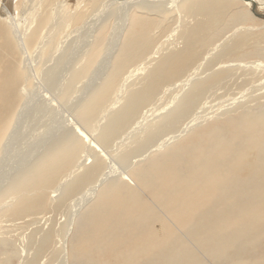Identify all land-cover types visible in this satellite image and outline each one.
<instances>
[{"label":"bare ground","instance_id":"1","mask_svg":"<svg viewBox=\"0 0 264 264\" xmlns=\"http://www.w3.org/2000/svg\"><path fill=\"white\" fill-rule=\"evenodd\" d=\"M72 27L84 42L46 81ZM261 71L264 0H0V168L33 135L2 179L0 202L13 200L0 213V263L10 251L22 264H264ZM182 78L181 96L161 105ZM53 96L65 121L49 111ZM159 105L156 130L118 158L126 131ZM197 110L207 124L192 131Z\"/></svg>","mask_w":264,"mask_h":264},{"label":"rangeland","instance_id":"2","mask_svg":"<svg viewBox=\"0 0 264 264\" xmlns=\"http://www.w3.org/2000/svg\"><path fill=\"white\" fill-rule=\"evenodd\" d=\"M74 6V5H73ZM74 8V7H73ZM77 28V27H76ZM76 28H74V27H72V30L73 31H71V34H68L69 36H68V41L66 40L62 45H61V47L60 48H58L59 50L58 51H56L55 53H56V57H54V59H53V57L52 56H50V58H49V63H50V65H46V66H44L43 67V69H42V72H44V74H45V79H46V81H47V73L49 74V76H50V73H55V76L53 77V82L55 83V80H56V78L59 80L60 78H58L59 77V75L58 74H56V72H55V70L58 72L59 71V69L60 68H56V66L59 64L60 65V63L66 58V57H68V56H66L70 51H72V49L76 46V44L77 43H81V41H82V37H83V32L82 31H79V32H77V30H76ZM82 32V33H81ZM90 39V41L92 40V38L90 37L89 38ZM82 42H84V41H82ZM69 49V50H68ZM62 54V55H61ZM64 55V56H63ZM59 57V58H58ZM63 59V60H62ZM45 71H47V72H45ZM262 72V73H261ZM261 72H259L258 73V75H257V77H259L260 79H262V80H264V72L263 71H261ZM200 76H196V78H199ZM181 80V82L182 83H184V85H182V86H180L179 88H178V90H176L175 88H173V87H171L170 89H168V88H166V90L165 91H163V93H162V99L159 101L160 103H161V105H163V104H165V103H169V106H170V104L173 102V99L175 98V96H181V94H182V87L183 86H185L186 85V80H185V78H182V79H180ZM56 84V83H55ZM170 85V84H169ZM45 90V89H44ZM44 90L42 91V92H40V93H38V95H41L39 98H41L42 100L45 98V97H43V95H42V93H46V91L44 92ZM34 91V90H33ZM170 91H172V92H170ZM257 91H255V93L253 92L252 94H248L249 96H250V98L249 99H251V98H254V97H258L259 96V94L258 93H256ZM181 98V97H180ZM176 101V100H175ZM48 102H50V110L49 111H51V113H52V115H55V119L56 120H59V119H61V121H65V119H64V117H65V114L67 113V111H64L63 110V106L60 104V102L57 100V99H55V97L53 96L52 98H51V100H49ZM249 102V101H248ZM163 103V104H162ZM217 103V102H216ZM216 103H214V104H216ZM214 104H212V106H214ZM55 105V106H54ZM161 105H159V106H152L148 111H143L140 115H139V117H141V119L142 118H144V121H143V123L141 124V121H140V128L139 129H137L136 131H138L139 132V134H138V132H135L134 134H129L128 136H126V133L127 132H129L128 130L126 131V133L123 135V138H121V139H123V140H121V141H119V142H121V144L122 143H125V145H128L125 149L123 148V147H125V145H123L122 147H120V148H122V149H120V150H118V154H117V157L118 158H120V156L122 155V153H124V151H128V149H130L131 151L132 150H134L137 146L136 145H138L140 142H143L144 140H145V138H146V136H147V134H148V132H153V131H155L156 130V126H154V123L156 122H158V121H160L162 118H158L157 116H159L162 112H161ZM54 106V107H53ZM208 106V105H207ZM249 106V105H248ZM251 106V105H250ZM53 107V108H52ZM168 107V105H166V106H163V108L162 109H164V111L166 110V108ZM57 108V109H56ZM226 106H224L223 107V105H221V108H219V110L220 111H224V113L223 114H221L220 116H218V120H224V119H226V114H225V111H226ZM254 108H256V106L254 107ZM53 110H55V111H53ZM212 110L216 113V114H218L219 112V110H218V108L217 107H215V108H213V109H209L208 110V112L209 113H211L212 112ZM259 110V109H258ZM55 112V113H54ZM65 112V113H64ZM157 112V113H156ZM243 112H244V110H243ZM164 113V112H163ZM201 114H203V112L201 111V110H197L195 113H193L191 116H189V117H191L192 119H191V121H193L194 119H197L196 120V124H198L197 126L198 127H194V128H192L191 130L193 131L194 129L195 130H197V129H199V128H202V127H204L207 123H205V121L202 119V117H201ZM225 114V115H224ZM51 115V114H50ZM58 117V118H57ZM200 118V119H199ZM211 117H209L208 119H210ZM140 119V120H141ZM55 120V121H56ZM201 120V121H200ZM198 121V122H197ZM204 121V122H203ZM210 121V120H209ZM32 122H35V121H30V120H28V121H26L24 124H26V125H24V127L23 128H25L26 129V127H31V125H28V124H30V123H32ZM147 122V123H146ZM200 122V123H199ZM187 123V122H186ZM205 123V124H204ZM190 124V123H189ZM143 125H145L146 127H147V132H145V133H143V129L144 128H142V126ZM182 126H183V124H182ZM185 129H186V131H185ZM189 129V127H187V128H183V129H181V130H179L178 131V133H180V132H182V135H180V136H178L177 137V139L175 138V140L173 139L172 140V142H170V144L168 145V146H166V148L165 149H163V150H166V149H169V148H171V147H174L176 144H178L184 137H187L188 136V134L190 133V131H187ZM185 131V132H184ZM24 132L22 131L21 132V134H23ZM177 133V134H178ZM25 135H26V137H25V139H19L18 140V138H16L17 140H16V142L14 143V146L12 145V147H11V149H10V151L7 153V155H6V157L4 158V164H3V166H2V168H0V171H2V172H0V173H2V174H5L6 173V171L9 169V168H13L14 167V165H18V168L20 167V166H22L23 164H20V160H23V159H25V156H26V154H27V149H29L30 148V144H31V142H32V138H33V135H31V134H29L28 132H27V129H26V132H25ZM144 135V136H143ZM127 138H126V137ZM23 137V136H22ZM130 137V138H129ZM24 138V137H23ZM135 138V139H134ZM125 139H127V140H125ZM20 141V142H19ZM126 141H130V142H126ZM30 142V143H29ZM19 143V144H18ZM138 143V144H137ZM18 146H17V145ZM27 144V145H26ZM20 145V146H19ZM26 145V146H25ZM17 146V147H16ZM16 149H15V148ZM24 147V148H23ZM20 149V150H19ZM26 149V151H24ZM150 149H152V150H155L154 152H152V153H150L151 155L152 154H156L157 152V149L158 148H150ZM149 149V150H150ZM162 149V148H161ZM12 150H14V151H12ZM19 150V151H18ZM159 151H160V149H158ZM120 151V152H119ZM150 156V155H149ZM22 157V158H21ZM116 157V161L118 160V158ZM14 158V159H13ZM131 158V157H130ZM16 159V160H15ZM135 159V160H134ZM11 160V161H10ZM105 161H107V160H105ZM119 161V160H118ZM136 161L138 162L139 161V158H136V157H132L131 159H130V164H132V165H135L136 164ZM18 162V163H17ZM120 162V161H119ZM122 162V161H121ZM141 163V162H140ZM20 165V166H19ZM107 165H109L108 164V162H107ZM106 165V166H107ZM116 166H119L118 164H116L115 163V167H114V169L113 168H108V166L107 167H105V173L107 172V171H109V172H115V171H118L119 170V167L117 168ZM136 166V165H135ZM111 171H110V170ZM11 172H8L7 174H6V176H3V177H0V184L1 183H3L5 180H2V179H4V178H6L7 176H9V177H11V174H13V172L15 171L14 169H13V171L11 170V169H9ZM17 171V170H16ZM1 174V175H2ZM8 177V178H9ZM6 182V181H5ZM4 182V184H3V186L2 187H0V192H1V189L4 187V185L6 184ZM52 196H56V194H52ZM54 197H52V198H54ZM1 202H0V213L6 208V206H5V204H8V203H10L12 200H13V198L12 197H10V196H7V197H4V198H1ZM86 208V205L83 207V209L81 210V211H83L84 209ZM80 211V212H81ZM68 212V210L67 211H65V212H62V213H57V214H55V216H54V222L56 223L55 224V226H60L65 220H66V218H65V214ZM79 212V213H80ZM59 214V215H58ZM62 215V216H61ZM79 215V214H78ZM77 215V217L75 218V220H74V222L72 223V227H73V229H72V232H71V235L70 236H68V238H67V250L69 251V245H70V243L72 242V240H73V238H74V234H75V231H76V229L79 227V218H80V215L78 216ZM43 222L44 221H42V225H43ZM46 225H47V223H46ZM19 232V231H18ZM21 232V231H20ZM60 245V244H59ZM62 250H63V248H62ZM23 254L22 255H19V256H17V257H14L13 255H11V252L10 251H8V253L6 254V255H4V256H2V258L4 259V260H6L7 261V264H22V260H23ZM63 258H65V254L63 255ZM64 260V259H63ZM211 262V261H210ZM210 262H207L208 264L210 263ZM60 263V262H59ZM58 262H53V264H59ZM1 264V263H0ZM43 264V263H42ZM66 264H86L85 262H83V261H80V260H76L75 262L74 261H71L70 259L68 260V263H66ZM210 264H214V263H210Z\"/></svg>","mask_w":264,"mask_h":264}]
</instances>
